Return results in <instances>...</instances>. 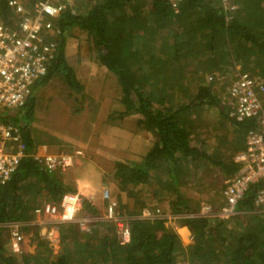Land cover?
I'll list each match as a JSON object with an SVG mask.
<instances>
[{"label": "trees", "instance_id": "16d2710c", "mask_svg": "<svg viewBox=\"0 0 264 264\" xmlns=\"http://www.w3.org/2000/svg\"><path fill=\"white\" fill-rule=\"evenodd\" d=\"M7 2L0 0V19L10 26ZM63 2L62 11L52 19L58 32L50 37L57 50L45 75L34 81L20 109L0 116L19 127L28 153L41 152L52 142V135L44 142L42 132H31L37 107L34 92L52 80L63 81L68 96L83 90L66 59L68 40L74 31L83 33L97 64L119 85L120 111L108 119L136 115L137 127L152 137L140 160L117 159L106 177L114 185L110 197L118 214L127 218L129 240L121 243L115 223L102 218L99 208L84 199L79 212L90 220L89 231L80 230L77 222L60 223L54 252L33 228L34 252L12 253L2 225L16 221L22 223L21 230H29L37 205L58 203L64 193L76 191L61 171L47 170L26 155L0 186V264H264V212L252 218L254 223H241L238 215L220 218L200 212L199 201L182 192L187 184L193 185L190 177L197 169L203 176L205 169L215 168L224 177L239 169L233 158L243 150L245 134L256 128V122L232 116L227 87L239 72L264 79V0H233L236 9L231 17L219 0H182L177 11L167 0ZM227 74L230 80L225 81ZM209 111L217 113V130L208 121L200 122L212 114ZM192 113L199 115L196 123ZM197 124L214 133L203 140L195 137ZM261 184H250L235 211L255 208ZM215 189L217 200L219 188ZM148 201L163 204L167 209L161 214L179 216L177 225L188 228L190 239L183 243L162 219L142 218L144 209L157 210Z\"/></svg>", "mask_w": 264, "mask_h": 264}, {"label": "built area", "instance_id": "2783aa9c", "mask_svg": "<svg viewBox=\"0 0 264 264\" xmlns=\"http://www.w3.org/2000/svg\"><path fill=\"white\" fill-rule=\"evenodd\" d=\"M222 11L231 17L236 9L233 0H219ZM177 11L182 0H167ZM12 24H4L0 19V113L20 109L30 95L31 86L42 78L49 62L56 54V43L52 37V19L62 11L63 0H36L26 5L22 0H8ZM49 35V36H48ZM227 101L232 106V116L236 120L254 119L256 128L244 137V148L234 156L239 169L223 182L225 206L215 216L228 218L235 213V205L250 184L262 182L255 198L254 207L264 212V79L252 77L247 72L237 73L227 89ZM20 129L0 116V186L6 184L16 172L22 158L32 157L45 169L66 170L73 166L75 158L81 154L75 150L71 154H52L46 150L27 152ZM105 204V219L112 220L121 243L129 240L127 218L119 215L115 202L107 189L101 192ZM84 195L80 191L64 193L58 203L43 201L34 208L36 219H48L57 229L60 223L77 222L80 230L89 231L90 220L77 218ZM207 212V211H205ZM170 215L161 214L157 209H144L141 217L165 219ZM7 229L11 251H19L24 240L22 223L10 222L2 225Z\"/></svg>", "mask_w": 264, "mask_h": 264}, {"label": "rangeland", "instance_id": "374dc122", "mask_svg": "<svg viewBox=\"0 0 264 264\" xmlns=\"http://www.w3.org/2000/svg\"><path fill=\"white\" fill-rule=\"evenodd\" d=\"M22 1L26 5H30L36 0L31 2L28 0ZM66 59L75 72L77 71V78L82 84L83 90L80 93L68 96L66 95L68 91L67 88L65 89V83L61 80H52L46 86L35 89L37 107L30 128L31 132L36 130L42 132V141L48 139L47 136L49 135L56 137L51 133V130L61 137L66 136L69 139L65 143L45 144L46 147L58 148L60 146L62 153H68L74 149L81 151V154L77 157V162L72 167L59 171L64 174L63 180L76 191H80L84 195V199H88L96 205L102 213V218L105 219V201L102 200L101 192L104 189H107L109 194L114 191V185L106 178L112 171L114 162L117 159L140 160V157L150 147L152 137L149 133L137 127L136 115H129L122 120L116 119L113 122H111V118L110 121L106 120L107 116H110L112 112L120 111L119 103L115 105L116 100L120 96L119 85L113 74H110L97 64L94 52L83 33L74 31L73 36L68 40ZM74 65L76 66L74 67ZM223 80H230V76L227 74L223 77ZM80 95L85 96L86 99H81L83 96ZM91 97H97L99 102L93 101ZM78 109L81 110L77 112ZM209 112L212 114L205 116L204 121L201 120L200 122L208 121L213 127L212 129H216L214 122L217 121V113L216 111ZM202 114L205 115L206 112L203 111ZM190 116L191 119L195 120V123L198 121V114L194 115L192 113ZM94 122L98 124L94 125ZM199 128L198 124L194 128L195 137L200 135V139L203 140L204 137L208 136L207 133L209 132L206 133L205 129ZM56 139L58 138L56 137ZM226 178L215 168L205 169L203 176L202 173H198L197 169L195 175L190 177V179L194 180V186L187 184V186L182 188V192L193 201H199L201 205L200 212L217 215L226 204L222 186ZM215 187L219 188L218 201L213 197L216 192V189L215 191L213 190ZM205 190H209V193ZM209 197L210 199H208ZM112 200L114 201V199ZM148 204L151 207H156L159 211L167 209L163 204L158 205L151 201H148ZM212 205H214L213 208ZM260 213L262 212L253 208L248 213L235 211L232 216L238 215L237 219L241 223L249 220L254 223L252 218L258 217ZM173 217L164 222L165 226L175 230L180 235L183 243L187 242L190 232L187 233L179 229L181 226H178L176 222L179 216ZM77 218H83L80 212H78ZM35 220L37 222H32L33 224L30 225L29 230H22L24 240L20 244L19 251L15 252V254L34 252L36 242H32L30 238L33 234V228H37L38 231L41 230L42 238L48 241L49 247L54 252L58 250V234L54 233V225L43 217ZM42 226H45L47 230L45 229L44 231ZM229 227H232V225ZM7 245L8 249L11 250V242H7ZM178 264L185 263L180 261Z\"/></svg>", "mask_w": 264, "mask_h": 264}, {"label": "crops", "instance_id": "0c3cea01", "mask_svg": "<svg viewBox=\"0 0 264 264\" xmlns=\"http://www.w3.org/2000/svg\"><path fill=\"white\" fill-rule=\"evenodd\" d=\"M78 60H79V58H78ZM76 65H74V67H75ZM101 66V65H100ZM103 69H105L104 67H102ZM106 70V69H105ZM107 71V70H106ZM77 72V71H76ZM108 72V71H107ZM110 73V72H109ZM111 74V73H110ZM120 93V92H119ZM83 99H86V97L85 98H83ZM91 99L93 100V101H95V102H99L98 100V98L96 97V98H92L91 97ZM227 102H229V101H227ZM118 99L116 100V102H115V105H118ZM230 104V103H229ZM231 105V104H230ZM119 109H120V104H119ZM231 110H232V107H231ZM231 114H232V111H231ZM126 117V116H125ZM124 117V118H125ZM106 120H109L108 118L106 119ZM110 121V120H109ZM104 123V122H103ZM102 123V124H103ZM98 123H96L95 124V122H94V125H97ZM105 124V123H104ZM51 133L53 134V135H55L58 139H56V137H55V139L52 141V142H50V143H59V142H62V143H65V141L66 142H68L69 141V139H68V137H66V136H63V137H61L60 135H58V134H56L55 133V131L53 132L52 130H51ZM46 145H49V144H46ZM43 150H46L48 153H52V154H71V153H73L75 150H79V149H74V150H71L70 152H68V153H62L61 151H62V149L60 148V146L57 148V147H46L45 145L44 146H42V151ZM78 157V156H77ZM77 157L75 158V161H74V163H76L77 162ZM165 215H170L169 216V218H165V220H164V222L165 221H167V220H169V219H172L171 217H173V215H171V214H165ZM174 219H176L175 217H173ZM36 217L34 218V219H32L30 222V224L32 225L33 223L32 222H37L36 220ZM164 225H165V223H164ZM42 228L44 229V231H45V229L47 230V228L45 227V226H42ZM179 229H182L183 231H185V232H189V230L187 229V227L186 226H181ZM39 232V234L41 235L42 233H41V230H39L38 231ZM54 233H56V234H58L57 233V229H55V231H54ZM180 236V235H179ZM187 236V235H186ZM188 238L190 239V235L188 234Z\"/></svg>", "mask_w": 264, "mask_h": 264}]
</instances>
